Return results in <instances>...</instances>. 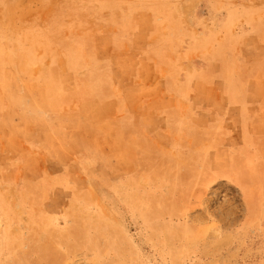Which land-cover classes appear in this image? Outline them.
Returning a JSON list of instances; mask_svg holds the SVG:
<instances>
[{
	"label": "rangeland",
	"instance_id": "374dc122",
	"mask_svg": "<svg viewBox=\"0 0 264 264\" xmlns=\"http://www.w3.org/2000/svg\"><path fill=\"white\" fill-rule=\"evenodd\" d=\"M0 264H264V0H0Z\"/></svg>",
	"mask_w": 264,
	"mask_h": 264
}]
</instances>
